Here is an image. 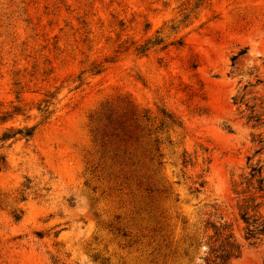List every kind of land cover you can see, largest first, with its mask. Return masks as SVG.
<instances>
[{"label": "rangeland", "instance_id": "374dc122", "mask_svg": "<svg viewBox=\"0 0 264 264\" xmlns=\"http://www.w3.org/2000/svg\"><path fill=\"white\" fill-rule=\"evenodd\" d=\"M15 107L0 136L38 127L0 145V264H207V222L264 264L233 194L264 164V0H0Z\"/></svg>", "mask_w": 264, "mask_h": 264}, {"label": "trees", "instance_id": "16d2710c", "mask_svg": "<svg viewBox=\"0 0 264 264\" xmlns=\"http://www.w3.org/2000/svg\"><path fill=\"white\" fill-rule=\"evenodd\" d=\"M151 39L147 41L143 50L139 54H144L151 46L158 45ZM140 49V48H139ZM43 100L38 111L42 114V122H45L51 115L50 107L53 96ZM20 114V108L15 107L14 111L7 113L0 118L2 123L15 118ZM180 126V124H177ZM38 125L32 127H22L18 129H8L0 136V145L12 140L23 139L31 141ZM256 149L254 155L246 158L247 170L238 182L233 184V194L236 199V207L241 223L243 224V239L249 246H254L264 239V164L258 162L251 164L253 157L260 154L261 150ZM203 241L207 247L205 262L207 264H232V261L240 258L242 245L234 235L230 225L225 223L207 222L204 225Z\"/></svg>", "mask_w": 264, "mask_h": 264}]
</instances>
